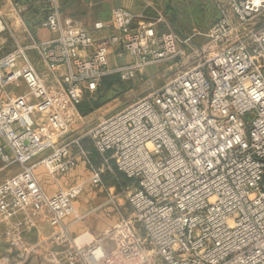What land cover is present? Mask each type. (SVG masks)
<instances>
[{"label":"built area","instance_id":"obj_1","mask_svg":"<svg viewBox=\"0 0 264 264\" xmlns=\"http://www.w3.org/2000/svg\"><path fill=\"white\" fill-rule=\"evenodd\" d=\"M226 1L238 24L222 11L205 31L186 35L147 0L139 13L113 7L110 21L94 23L107 32L96 37L50 0L39 26L55 35L29 37L0 56V161L18 166L0 181V223L19 263L41 247L26 245L24 233L42 218L52 227L42 244L59 247L50 264H264V0ZM258 15L259 24L239 31ZM195 35L203 41L196 47ZM112 48L130 60L111 64ZM29 50L58 87L44 82ZM161 62L174 69L162 86L65 138L83 117L84 93L104 77L128 80ZM20 80L27 91L9 94ZM79 159L92 186L104 188L106 172L135 183L107 189L106 203L119 212L121 196L132 212L92 240L70 231L84 218L73 206L83 183L49 194L35 173L41 164L55 177Z\"/></svg>","mask_w":264,"mask_h":264},{"label":"rangeland","instance_id":"obj_2","mask_svg":"<svg viewBox=\"0 0 264 264\" xmlns=\"http://www.w3.org/2000/svg\"><path fill=\"white\" fill-rule=\"evenodd\" d=\"M110 2L111 0H71V2L64 5L63 13L65 15L74 14L76 16L75 18H77V20H79L89 31H91L94 36H103L105 34L104 32L96 34L92 30L93 22L96 19L102 18L101 15L107 12V6ZM159 4L161 5V10L163 11L165 17L169 20L170 24L178 31L186 35H191L193 30L205 31L220 16L222 11L227 13L235 24H238V20L232 12V8L227 5L226 0H162ZM7 10V6L2 0H0V11L4 14ZM262 17V15H258L253 20L239 25V31H243L244 28H250L255 26V24H259ZM13 28H16V26H12V30H14ZM46 31L47 30L45 29L43 33ZM26 36L27 35L21 34L19 26L13 31V34H8V31L6 30L1 32L0 56L4 55L8 51H11L18 44H25L28 41V36ZM45 36H40L39 38H46ZM202 42L203 41L199 36L195 35L192 37V44L194 47L200 45ZM112 49L113 50H111L109 56L111 64H118L120 62L130 60L128 56L124 58L117 57L116 54L113 53L115 49ZM28 54H30L29 57H38V54L34 50H29ZM168 65L169 62L150 64L146 66L141 73H137L134 77L128 80H121L116 77L117 79L111 88L106 90L103 94H100V104L96 107L93 106V110L84 115V118L79 121L82 126L73 132L69 131V136L67 135V138H72L84 133L87 128L97 123L99 119L105 118L119 111L136 99L146 95L152 88L162 86L174 72V69H169ZM6 89L8 91H13L14 93H21L24 90V84L21 83L18 87L8 85ZM93 95L95 94H91V96ZM91 96L87 92L84 93L81 102H86L88 104L94 103ZM82 143L87 151H90L93 148L92 143L87 138H85ZM89 155L90 157L94 156V159L96 158L98 160L96 152L94 155ZM98 163L99 161L95 164ZM111 176L112 174L109 172L104 173L102 175V180H104L103 183H105V180L110 177L115 186H118L119 183L130 187L135 185L133 180H128L118 172H116L117 180L114 178L115 176ZM119 197L122 200V204L117 203L119 210H121V212H124L125 210L126 214L130 216L132 212L130 206L123 197ZM110 208L113 209L112 204L105 207V209ZM111 212L118 214L116 210H112Z\"/></svg>","mask_w":264,"mask_h":264},{"label":"crops","instance_id":"obj_3","mask_svg":"<svg viewBox=\"0 0 264 264\" xmlns=\"http://www.w3.org/2000/svg\"><path fill=\"white\" fill-rule=\"evenodd\" d=\"M2 1L7 6L8 10L4 14L0 11V33L6 30L8 31V34H13V31L17 29V27L19 26L21 34L27 35L28 40L29 37L36 39H49L55 35L49 30H47L48 32L46 31L45 33H43L45 29L41 28L40 26H38L34 31H31L25 24L22 17V11L26 8V6L23 3L16 2L13 0H2ZM145 1L147 0H111L109 5L107 6V12L101 15L102 16L101 19H96L93 22V27H94V23L97 21H102V22L110 21L111 10L113 9V7L120 6L127 8L132 12L139 13L145 10L146 7ZM150 1L152 4H155L161 8L159 2L162 0H150ZM17 3L25 6V8L20 13L16 10L15 7V4ZM63 16L65 18H71L77 20L74 14H68ZM12 26H16V28H13L14 30H12ZM94 32L96 34L103 32L107 34L105 30H95ZM40 36H45L46 38H39ZM31 57L30 60L32 64L34 65L35 69L42 77L44 82L48 86L58 87L56 80L48 73L42 61L40 60L39 56L36 58L34 56ZM21 83L24 84L23 81H19L17 85H11V86L18 87L21 85ZM6 91L11 95H21L27 91V88L26 85L24 84V90L21 93H14L13 91H8L7 89ZM83 118L84 115L82 119ZM81 126L82 125L78 121L70 128V131L73 132L74 130L78 129ZM1 143L2 141L0 139V144ZM88 154H92V155L95 154L93 148L90 151H88ZM40 157L41 156L37 157L35 160H38ZM90 159L94 164L99 161V159L98 160L96 158L94 159V156L90 157ZM17 170H18L17 165L11 164L8 166H3V163L0 161V181L9 177ZM35 173L42 188L44 189L45 192L49 194H53L59 189H67L72 185L83 183V190L73 202V206L75 212L77 214L83 215L84 218L82 221L73 223L70 226V231L72 235L76 237L78 240L82 239L81 237L82 233H86L87 238L91 240L97 238L104 229L114 225L121 218L128 216L125 210L124 212L123 211L121 212L120 210L117 214L111 212L112 210H115L114 208L105 209V207L109 205V203H106L107 193H108L107 189H109L111 192H118L117 186L114 185L110 177L105 180L104 188L101 186L90 185L88 182V179L91 175L90 169L88 165L81 159H79L75 167L71 168L66 173H57L55 177H51V175L48 173L46 168L41 164H37L35 168ZM111 177L114 176L112 175ZM117 200L119 204H122V200L119 196L117 197ZM72 219L73 216L71 215L67 217L65 221L70 222ZM4 228H5V224L1 222L0 223V264H50V260H49L50 251L59 249V247L56 246H49L42 244V241L46 239L50 234L52 227L49 225V223L46 220L42 218H38L36 219L35 228H33L29 232L24 233V242L26 245H36L41 243V247H39L38 250L35 251L34 253L29 254L27 259L23 261V263H19L15 251H12L9 248V245L3 238ZM5 258L7 260H5Z\"/></svg>","mask_w":264,"mask_h":264},{"label":"trees","instance_id":"obj_4","mask_svg":"<svg viewBox=\"0 0 264 264\" xmlns=\"http://www.w3.org/2000/svg\"><path fill=\"white\" fill-rule=\"evenodd\" d=\"M16 2L23 3L26 8L22 11V17L27 25V27L34 31L40 24L41 20L46 16L48 11L50 10V3L49 0H13ZM71 2V0H60V7L61 11L63 13V7L65 4ZM63 15H65L63 13ZM116 76H106L104 77L96 91L94 92L95 95L91 96L92 100H94V103L88 104L86 102H81L79 104V111L82 115H85L87 113H90L93 109L92 107L98 106L100 103V94H103L106 90L110 89L113 83L116 80Z\"/></svg>","mask_w":264,"mask_h":264}]
</instances>
